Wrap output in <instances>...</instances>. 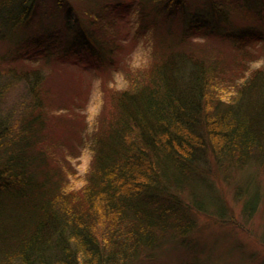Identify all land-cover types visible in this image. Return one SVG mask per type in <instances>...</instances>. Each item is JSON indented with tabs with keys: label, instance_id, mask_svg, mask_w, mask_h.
Masks as SVG:
<instances>
[{
	"label": "trees",
	"instance_id": "16d2710c",
	"mask_svg": "<svg viewBox=\"0 0 264 264\" xmlns=\"http://www.w3.org/2000/svg\"><path fill=\"white\" fill-rule=\"evenodd\" d=\"M53 1L68 14L58 28L69 48H86L93 72L70 69L53 98L56 34L25 35L37 0H0V264H164L168 252L166 264H215L198 256L192 232L199 213L232 221L221 184L243 222L264 202V36L243 22L262 25L264 10L136 0L126 41L105 13L113 0ZM134 35L149 60L131 68ZM106 83L108 104L97 106L90 88L102 94ZM76 112L71 135H55L51 117ZM66 156L81 159L64 166Z\"/></svg>",
	"mask_w": 264,
	"mask_h": 264
},
{
	"label": "rangeland",
	"instance_id": "374dc122",
	"mask_svg": "<svg viewBox=\"0 0 264 264\" xmlns=\"http://www.w3.org/2000/svg\"><path fill=\"white\" fill-rule=\"evenodd\" d=\"M103 1L108 2L109 0ZM228 1H230L234 5L237 4L235 0ZM245 1L249 2V5L247 2L248 7L253 6L255 4L259 13V9L264 10V4L262 0ZM42 2H44V5H42L40 0H37V8L34 12H32L31 16L28 19L27 27L25 28V35H32L38 40H41L45 37H53V34H56V38L58 40L57 43L59 44L58 51L60 52L61 56L58 57V59L62 63H51L49 67L50 75L45 85H47L46 87L49 88L48 93H50V95L52 94L53 98L58 99V89L63 85V83L67 82V76L72 75L71 70L76 73L80 71L93 72L92 62L94 58L91 56L92 54L84 47L75 46L73 48H69L70 46H68L66 42L68 40H66V32L62 28H58V21H61V19L64 20L65 16L67 18L68 14L63 8H60L55 13L53 11V6L51 8V5L54 2L53 0H42ZM116 2L119 1L113 0L112 3L108 2V8L105 13L111 19L114 20L115 26L119 27L120 32L118 34V38L121 40L126 39L127 41L133 35L135 30L134 20L136 19V0H122L121 3L114 4ZM260 3L262 4L261 6ZM78 5L80 4L78 3ZM198 5H192L190 6V8L193 9ZM79 11L82 12V10ZM94 15V12L90 13V16ZM163 15L164 13L162 11H157L154 17H161ZM200 15L209 16V14L204 9L200 13ZM69 16L70 17L68 19L71 18L72 20L71 13ZM174 17L175 16L171 15L165 18L167 21H171L174 25L173 21H177V17ZM247 18L248 19L246 20L243 19V22L244 24L248 23L247 28L249 33L254 31L256 33H259L263 37L264 23L262 25H258V20L255 21V19H253L252 17ZM261 18L264 21V13L261 15ZM106 20L107 19L103 18L102 22L106 23ZM236 22L238 23L241 21ZM68 23L71 22L69 21L67 22V24ZM149 27L150 26H148L147 28L149 29ZM181 27L182 22L180 20L179 28ZM227 27H229L230 29L229 25L225 26V28ZM57 32L59 35L57 34ZM133 39L136 43L130 41L128 44L125 45L126 48H124L125 52H127L126 58H128V63L130 67L131 64H143L147 60H149L147 59L146 54L142 53L144 49L141 40H139V38L137 39L135 35L133 36ZM4 45L7 48L6 42H4ZM141 55H143V57H141ZM115 80H117L116 84H120V80L122 79L117 76ZM106 86L107 83L103 85V89L105 90H103L102 94L99 91L97 92L95 86H92L90 88L91 98L100 94V96L95 97L94 100L97 106L100 104V98L103 99V106L108 104L111 91L109 92ZM21 89L19 87H14V89H12L10 92V100H15V97H18V93ZM81 117L82 114L80 112H76L73 116L69 117L66 120L60 118V121H58L54 116H52L51 119L53 121V124L51 122V129L54 131V134L59 137L66 135L68 136V132L71 130L70 127H77V121H80ZM78 124L80 125V123ZM70 135L71 134H69V136ZM65 149L67 148L65 147ZM67 152L68 151L66 150L65 154H67ZM82 158L85 160V157ZM63 159L67 162L64 166H70V164L78 163L81 157L79 156L78 158H75L72 156H66L64 158H61V160ZM84 160H82V162ZM221 185V189L223 190L225 196L228 199L227 203L229 209H231L232 211V221L229 223H222L219 220H215L214 218L208 217L201 213L197 215V224L195 230L192 232V237L193 240L196 241L194 242V244L196 245L198 256H209L212 258V260H210L214 261L215 264H264V243L261 242L258 238V236H261V233L263 232L264 202L260 205L258 211L254 214L251 220H249L248 222H243L239 214L241 201H237L233 198V187L227 184ZM170 254L172 255V252H168L165 254L166 258L164 259V264L169 262Z\"/></svg>",
	"mask_w": 264,
	"mask_h": 264
}]
</instances>
